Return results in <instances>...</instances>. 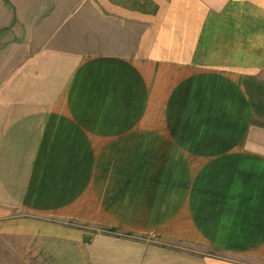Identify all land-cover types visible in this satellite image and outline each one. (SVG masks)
Instances as JSON below:
<instances>
[{
  "label": "crops",
  "instance_id": "obj_1",
  "mask_svg": "<svg viewBox=\"0 0 264 264\" xmlns=\"http://www.w3.org/2000/svg\"><path fill=\"white\" fill-rule=\"evenodd\" d=\"M0 264H264V0H0Z\"/></svg>",
  "mask_w": 264,
  "mask_h": 264
},
{
  "label": "rangeland",
  "instance_id": "obj_2",
  "mask_svg": "<svg viewBox=\"0 0 264 264\" xmlns=\"http://www.w3.org/2000/svg\"><path fill=\"white\" fill-rule=\"evenodd\" d=\"M141 174H143V171H140ZM143 176H140L139 179L138 178H133L132 180H129L127 181L128 182V192H129V198L128 200H131L132 197L134 196V199H135V210H134V216H139L138 213L140 212L141 210V206H144V205H147V199H146V196H148L149 192L147 191V189H144L146 186L143 182ZM171 183V182H170ZM122 197L119 198V205L118 207H123V204L122 202L120 201ZM160 197H158L159 199ZM150 199V197H149ZM157 201V198L153 201V203H155ZM142 214H143V210H142ZM131 237H135V238H138V239H142V240H145L144 237L140 238V237H137V236H133V235H130ZM147 239V238H146ZM148 240V239H147ZM157 242H160V241H157ZM175 244H172V246H174Z\"/></svg>",
  "mask_w": 264,
  "mask_h": 264
}]
</instances>
